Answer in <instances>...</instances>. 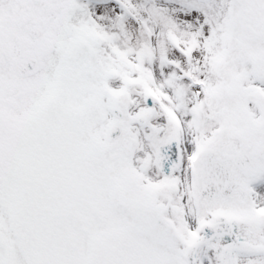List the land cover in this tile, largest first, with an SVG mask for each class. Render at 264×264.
<instances>
[{"label":"snow or ice","instance_id":"1","mask_svg":"<svg viewBox=\"0 0 264 264\" xmlns=\"http://www.w3.org/2000/svg\"><path fill=\"white\" fill-rule=\"evenodd\" d=\"M0 264H264V0H0Z\"/></svg>","mask_w":264,"mask_h":264}]
</instances>
